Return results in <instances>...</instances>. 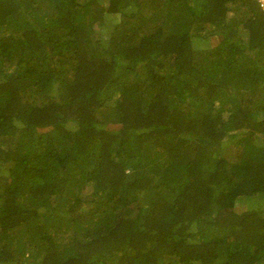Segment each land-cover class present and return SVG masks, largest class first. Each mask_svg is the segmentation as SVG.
<instances>
[{
    "label": "trees",
    "instance_id": "obj_1",
    "mask_svg": "<svg viewBox=\"0 0 264 264\" xmlns=\"http://www.w3.org/2000/svg\"><path fill=\"white\" fill-rule=\"evenodd\" d=\"M258 198L256 0H0V264H264Z\"/></svg>",
    "mask_w": 264,
    "mask_h": 264
},
{
    "label": "rangeland",
    "instance_id": "obj_2",
    "mask_svg": "<svg viewBox=\"0 0 264 264\" xmlns=\"http://www.w3.org/2000/svg\"><path fill=\"white\" fill-rule=\"evenodd\" d=\"M230 15H231V12H230ZM113 17V19L112 20H116L118 17H119V15H111L109 18L111 19ZM108 25L107 26H105V29H102V28H104V27H102V26H99V27H95V29L96 30H98V31H100L101 33H102V36H101V39H102V42L104 43V42H106V40H107V37H108V32L110 31L109 29H108ZM110 28V27H109ZM241 37H245V34L244 33H242V35H241ZM206 40V41H205ZM215 44H216V42H215V38L214 37H212V36H210L208 39L206 38V39H204V41L202 42V41H200V39H196L195 41H193V45H194V48H200V49H206V48H212V47H214L215 46ZM115 127V125L114 124H111V125H109L107 128L108 129H112V128H114ZM256 142H258L259 143V139H257L256 140ZM83 194L84 195H86V196H89V195H91V193H92V186H91V184H87V185H85L84 187H83ZM261 198H258V200H242V201H240V202H236V204H238L236 207L239 209V210H242V211H244L246 208H248V205H251L252 207H254V206H257L256 204H259L258 202L260 201L262 204H264V201H262V200H260ZM262 204H260L259 206H263L264 207V205H262ZM88 208V206L87 205H82V209L83 210H86ZM65 236H69L70 235V233L68 232V234H64Z\"/></svg>",
    "mask_w": 264,
    "mask_h": 264
},
{
    "label": "built area",
    "instance_id": "obj_3",
    "mask_svg": "<svg viewBox=\"0 0 264 264\" xmlns=\"http://www.w3.org/2000/svg\"><path fill=\"white\" fill-rule=\"evenodd\" d=\"M256 3L262 10H264V0H256Z\"/></svg>",
    "mask_w": 264,
    "mask_h": 264
},
{
    "label": "clouds",
    "instance_id": "obj_4",
    "mask_svg": "<svg viewBox=\"0 0 264 264\" xmlns=\"http://www.w3.org/2000/svg\"><path fill=\"white\" fill-rule=\"evenodd\" d=\"M260 8V7H259ZM261 9V8H260ZM262 10V9H261ZM264 12V10H262Z\"/></svg>",
    "mask_w": 264,
    "mask_h": 264
}]
</instances>
